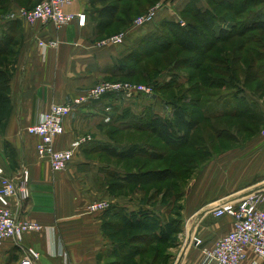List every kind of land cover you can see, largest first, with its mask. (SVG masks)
Wrapping results in <instances>:
<instances>
[{
    "label": "crops",
    "instance_id": "obj_1",
    "mask_svg": "<svg viewBox=\"0 0 264 264\" xmlns=\"http://www.w3.org/2000/svg\"><path fill=\"white\" fill-rule=\"evenodd\" d=\"M33 4L25 5L24 0L0 4V37L4 33L14 36L11 64L6 66L11 83L0 91L8 100L0 123V167L13 179L28 170L30 197L14 198L12 206L18 217L43 228L26 232L20 243L11 238L4 240L0 245V264H23L28 249L39 254L33 264H116L119 248L112 247L114 243L107 235L111 211L91 213L88 208L97 200H107L113 211H120V206L131 213L138 196H122V189H116L122 172L114 163L85 157L103 154L104 147L118 146L107 135V129L123 107L109 97L88 96L94 85L112 77L114 66L124 60L137 35L133 30L123 44L100 46L103 33L91 0L66 6L69 12L87 13L85 26L74 20L61 28L43 21L29 24L20 18V10ZM49 39L57 40L58 46L38 44L39 40ZM239 96L264 111V97L253 90L244 88ZM78 98L85 100L64 118L65 131L55 139L57 149L76 148L75 158L66 170L54 171L50 162L37 153L39 137L30 135L27 128L52 104H66ZM127 105L138 114L149 108L164 117L171 115V109L161 100L147 94L124 106ZM86 135L92 140L79 146ZM239 138L244 143L208 160L184 194V227L179 244L172 248L171 264H216L206 256L204 248H213L230 233L234 219L228 215L216 217L213 209L253 191L264 193V136L258 132L241 134ZM108 179L113 182L108 184ZM195 238L202 243L197 244ZM247 252L241 264H264L252 248Z\"/></svg>",
    "mask_w": 264,
    "mask_h": 264
},
{
    "label": "trees",
    "instance_id": "obj_2",
    "mask_svg": "<svg viewBox=\"0 0 264 264\" xmlns=\"http://www.w3.org/2000/svg\"><path fill=\"white\" fill-rule=\"evenodd\" d=\"M5 1L0 0V4H3ZM213 1L216 5H219L223 0ZM193 2L194 11L202 17L199 20L201 23H204L203 25L208 27L209 34L207 35V33L204 34L202 32L203 27L188 24L181 39L182 46L186 50L196 52L202 58L201 61H186L187 67L194 69L196 72L198 71L196 76L199 78V80L196 78L198 83L194 92L197 98L193 100L192 104L194 107L200 108L202 106L200 109L205 120L225 123L221 128L224 130L223 133L218 130L217 134H215V139L217 140L223 139L222 134L227 131L230 132L229 125L232 126L237 122L245 124L244 126L254 133L258 131L261 125L264 126V111L260 110L256 103L250 104L244 102L242 100L244 96L240 97L239 95L242 89L248 88L253 90L255 87L253 90L255 93H264V7L261 8V11L250 13L249 17L243 20L240 26L232 24L230 28L222 26L219 30H216L217 25H227V22L225 20L221 21L217 12L213 11V9L212 11L208 9L201 10V6H197V0H193ZM91 3L97 8L98 27L100 32L103 33L102 35H105L107 30L115 23H120L124 26L131 24L133 20L131 12L135 9L141 12H148L152 7L156 6L157 0H91ZM260 5H264V0H247L243 4V11H246L247 8L251 9L254 6ZM168 22L173 21L168 20ZM174 23L179 24L180 20H176ZM156 37L159 38L158 35H155L152 38L153 41L151 40L150 42H146V40L143 42L138 41V48L130 49L124 60L114 66L112 76L128 79L137 75L139 68L146 70V64L141 65L142 62L153 55L164 53L167 49L164 46L167 43L163 40L161 42L157 41L158 38L156 39ZM156 42L160 44L156 45ZM200 43L202 45L199 47ZM13 44L14 36L11 34L4 33V36L0 37V91L9 87L11 83V76L6 66L11 64ZM233 44L234 46L230 48ZM254 70L258 71V73H254ZM154 93L151 96L157 97ZM143 95V93L138 95L134 100L141 99ZM104 96L114 99L120 106H123L119 108L121 112L117 119L122 126L126 128L132 127V129H134L133 127H145L151 132L163 135L169 144H187L191 134L200 125L199 118L193 116L195 110H191L185 103H172L173 110H171V115L164 117L149 108L143 109L139 114L135 113L130 105L124 106L130 100L120 94H108ZM205 96L209 97L210 100L203 102ZM116 98H120V100H116ZM211 98H213V101ZM207 104L208 106L204 107ZM7 105L8 100L6 95L0 92V123L3 120ZM130 119H132V122L127 124ZM135 119L137 121L133 122ZM222 119L225 121H222ZM103 153L109 158L119 160H133L138 157H147L149 159L160 158L146 146L137 145L125 148L107 146L104 147ZM176 175V171L171 167L148 170L142 168L139 171L121 173L115 186L116 189H123L128 185L149 186L172 180ZM106 211H111V216L121 218L124 223L120 225L110 222L109 226L115 229V231L121 230L123 227L141 229L142 226H145L143 222L139 224L141 219L135 218L133 212L129 216L123 211H113V206ZM155 230H152L154 236H151V238L159 244L169 241V233H177L175 228H172L170 232L163 230L159 234H156ZM139 237L134 241L137 244L134 247L140 251L133 255L140 257L149 254L151 251H148L147 248H138L148 243L145 238L139 239ZM133 255L131 253L120 256L122 260H126ZM168 257V255H162L161 246L159 248L156 247L151 264H158L162 259L166 260ZM116 264L123 263L117 262ZM135 264L137 263L135 262Z\"/></svg>",
    "mask_w": 264,
    "mask_h": 264
},
{
    "label": "rangeland",
    "instance_id": "obj_3",
    "mask_svg": "<svg viewBox=\"0 0 264 264\" xmlns=\"http://www.w3.org/2000/svg\"><path fill=\"white\" fill-rule=\"evenodd\" d=\"M39 1L40 0H24V3L28 5V3L33 2L35 6ZM246 1L247 0H223L222 3L216 5L213 0H197V6H201V10L208 9L212 11L213 9V11L217 12L221 21L225 20L227 22V25H217L216 30H219L222 26L230 28L232 24H238L240 26L242 21L249 17L250 13L261 11V8L264 7V5L254 6L251 9L247 8L246 11H243V4H245ZM157 4H161L162 7L158 10L155 19L151 23L142 28H134L135 19L148 13L135 9L130 13L133 15L131 24L124 26L120 23H115L107 30V33L105 36L103 35L100 41L127 30H129L130 34L134 30V35H137V37L131 45L132 49L138 46V41L143 42L146 40V42H150L155 35H158L159 38L156 37V39L158 38L157 41L161 42V40H163L167 43L164 45L165 49L167 48L166 51L161 54L153 55L143 61L141 65L146 64V70L139 68V72L134 77L126 79L112 76L103 82H127L137 85L152 86L156 91L154 94L157 95V98L162 101V104L165 105L166 108L173 110L172 103H185L191 110H195L193 116L199 118L200 125L191 134L187 144H169L163 135L151 132L145 127H133L134 129H132V127L126 128L122 126L119 120H117L118 118L115 117L114 124L107 129V135L110 136L119 147L125 148L131 145L146 146L160 158L149 159L147 157H138L133 160L117 159L113 161L112 158H109L104 153L88 154V156H85L90 161L100 160L110 164L114 163L116 168L122 173L127 171H139L142 168L148 170L164 169L167 167H171L177 173L176 177L172 180L155 183L149 186L128 185L119 191L122 196H138V203L133 205L135 206L133 216H135V218H140L142 221L140 220L139 224L143 222L145 226H142L141 229L123 227L118 231L107 226L108 238L111 243H114L112 247L118 246V255H129L131 253L133 255L140 251L134 247L137 246L134 241L140 236L139 239L145 238L148 243L144 245L145 247L138 248H147L148 251H151L149 254L140 257L133 255L126 260H122L121 256H118V262H122L123 264H135V262L137 264H151L154 249L160 246L162 255H168L169 257L166 260L162 259L158 264H171L174 260L172 248L179 244V235L184 227V220L181 216L183 196L194 177L202 166L219 152L235 145H242L244 139L239 138L241 134L261 133L264 127L261 125L258 131L248 133V127H245V124L237 122L232 126L229 125L230 132H224V134H222L223 139H215V134H217L218 130L223 133L224 130L221 128L225 123L205 120L200 109L202 106L200 108L193 106L192 102L197 98L194 92L199 80L196 76L198 71L196 72L194 69L187 67L186 61H201L202 58L196 52L186 50L182 46L181 41L184 30L187 29L188 24L201 28L203 27L202 32L204 34L207 33V35L209 34V29L206 25H203L204 23H201L199 19L202 17L194 11L193 0H157L156 5ZM34 6L30 5L26 8L29 9ZM168 20L173 22H168ZM176 20H180V23H174ZM159 44V42H156V45ZM200 45L202 44L200 43L198 46L200 47ZM233 46L234 44L231 45L230 48ZM254 73H258V71L256 72V70H254ZM255 88H253V90ZM256 94L262 98L264 97V93L262 94V92ZM116 100H120V98H116ZM208 100H210V98L205 96L203 102ZM211 100L213 101V98H211ZM207 106L208 104L204 107ZM131 120L132 119H130L127 124L131 123ZM136 121V119L135 121L133 120V122ZM222 121L225 120L222 119ZM215 124L216 126H214ZM86 137L88 138L90 135H86L83 138ZM87 143L88 142L79 146L86 145ZM111 182H113V179L107 180L108 184H111ZM118 208L129 216L132 214L123 207L118 206ZM110 222L120 225L124 224L121 218L113 216L110 217ZM172 228H175L177 233H169V241L166 243L159 244L158 242H154V239L151 238V236H154L152 230L156 229V234H159L162 233L163 230H168V232H170Z\"/></svg>",
    "mask_w": 264,
    "mask_h": 264
},
{
    "label": "built area",
    "instance_id": "obj_4",
    "mask_svg": "<svg viewBox=\"0 0 264 264\" xmlns=\"http://www.w3.org/2000/svg\"><path fill=\"white\" fill-rule=\"evenodd\" d=\"M78 0H41L33 8H23L19 17L29 24L38 21L51 22L57 28H61L74 20L81 26H85L88 15L85 12H69L67 5ZM157 4L145 15L135 19L134 28H142L151 23L161 8ZM129 30L111 36L98 44H123L127 41ZM40 46L55 48L59 42L55 39L39 40ZM151 95L154 88L147 85H137L127 82H101L94 85L89 91V98H99L104 95H122L128 100H134L140 94ZM85 98L74 99L66 104L54 103L49 111L44 112L40 119L27 128L30 135L39 137L36 146L40 158L50 162L54 171L66 170L72 163L75 149L60 150L55 147V139L65 131L64 118L69 115L76 104ZM264 136V127L261 131ZM91 137L82 138L79 145L91 141ZM29 172L24 170L19 178H11L0 167V245L4 240L11 238L20 243L24 234L30 230H40L43 227L37 222L26 221L18 217L12 206L14 198L26 199L30 197L28 187ZM112 204L107 200H97L89 205V212L98 213L109 209ZM216 217L231 216L234 219L233 230L218 240L213 248H204L206 256L214 260L216 264H241L248 256V248H252L255 254L264 262V193L253 191L238 199H229L213 209ZM197 244L202 240L195 238ZM39 257L34 249H28V255L23 264H33Z\"/></svg>",
    "mask_w": 264,
    "mask_h": 264
}]
</instances>
